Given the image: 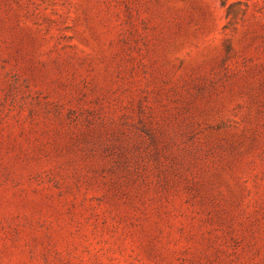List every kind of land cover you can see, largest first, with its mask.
I'll list each match as a JSON object with an SVG mask.
<instances>
[{
  "label": "rangeland",
  "instance_id": "rangeland-1",
  "mask_svg": "<svg viewBox=\"0 0 264 264\" xmlns=\"http://www.w3.org/2000/svg\"><path fill=\"white\" fill-rule=\"evenodd\" d=\"M0 264H264V0H0Z\"/></svg>",
  "mask_w": 264,
  "mask_h": 264
}]
</instances>
